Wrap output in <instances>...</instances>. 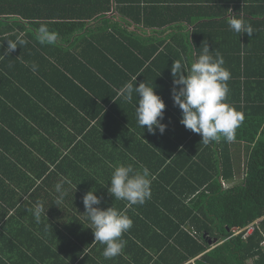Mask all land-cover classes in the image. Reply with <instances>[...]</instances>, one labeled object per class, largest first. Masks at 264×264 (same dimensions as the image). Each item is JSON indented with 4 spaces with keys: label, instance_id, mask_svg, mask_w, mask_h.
<instances>
[{
    "label": "trees",
    "instance_id": "1",
    "mask_svg": "<svg viewBox=\"0 0 264 264\" xmlns=\"http://www.w3.org/2000/svg\"><path fill=\"white\" fill-rule=\"evenodd\" d=\"M135 3L136 0H63L64 5L77 9V13L73 16L74 19L80 21L74 24L60 22L47 25L50 31L57 33V37L69 38L76 32H80L72 38V49L71 41L56 42L55 46L52 45L54 50L62 51L78 68L68 73L58 70L54 73L60 74L71 85L72 81L77 82L79 90L81 89L84 97L91 102V104H86L84 113L87 112V116L96 120L84 140H87L93 148V155L91 153L89 155L94 157L97 164L95 175L100 177L104 171L107 184L104 185L99 180L92 187L80 185V188H83L84 195L90 189L96 196L101 190L108 192V183L113 172V168L109 170V164L114 166L120 160L125 162V165L132 164L137 169L140 165L146 166L154 176L151 184V197L143 205H135L126 211L133 221L126 235L133 244L126 252L124 251L123 260H127V264H264V112L261 114L257 112L254 115L246 106L250 98L248 91L256 87H264L262 76L264 68L258 63L261 59L258 61V55L252 53L247 41L246 44L245 41H240V35L246 39V34L236 33L235 55L223 58L225 61L223 66L231 74L227 82L230 92L225 102L242 113L244 119L236 129L233 141L227 142L222 139L220 142L213 141L205 145L201 142L202 138L199 134L186 130L179 123L181 111L173 106V101L168 100L171 98L174 78L171 79L164 72L159 73L155 63L146 66V58L137 59L135 57L134 41L129 40L123 34L126 32L123 27L124 21L116 22L113 16L108 19L103 17L110 12V7L114 4L118 17L120 16L123 20L129 17L133 20ZM36 17L35 14L23 18L34 19ZM83 20H101V23H105V27L98 31L101 33L91 30L92 32L87 35L89 26L82 24ZM31 22H27L30 26L16 25L17 31L14 33H11V26L2 27L0 55L7 49V40L17 39L18 29L25 33L19 38L25 41L31 40L36 46L33 49L37 50L41 47L42 44L38 42L35 35L36 29L41 25H34L36 23L31 24ZM108 22L112 24L106 26ZM4 33L7 35L2 36L1 34ZM103 37L109 41L106 46L101 43ZM110 39L114 44L110 42ZM193 41L197 48L198 41L196 38ZM27 44L30 46V42ZM207 44L208 42L203 45L198 43V55L202 47ZM214 47L216 46L212 44L208 49L215 57L216 52L212 49ZM19 48L21 45H18L17 49L10 52L6 58L17 61L15 55L21 56ZM219 48L225 49L226 46L221 44ZM120 49L127 56L119 57V53H122ZM89 51L98 52L106 61L104 66L96 67L94 59L86 56ZM40 54L43 55V53ZM45 55L53 57L51 53ZM5 61L6 59H3V63ZM46 61L48 62L47 59ZM135 77H137L136 82ZM45 82L56 86V80L51 77L45 78ZM141 82L153 86L155 94L166 103L162 123L167 125V129L162 135L165 137L159 142L172 147L168 152L162 151L161 148L155 150L154 148L160 145L155 143L156 137L147 131L146 126L141 129L137 125L136 94L133 93L131 102H125L123 99L121 89L124 85L132 83L135 87ZM72 88L75 89L74 84ZM158 88L169 89L166 97L156 93ZM103 89H106L104 95H102ZM71 93L73 94L72 89ZM263 101L264 99L257 101L249 99L252 106L257 104L256 107L253 106L254 109H259ZM122 129L124 132L118 134ZM157 133L160 134L158 131ZM240 143L244 146V179L231 188H223L222 181L231 182L239 173L235 164L233 146ZM130 157H135V160ZM64 158L62 157L61 160L51 158L53 169L47 175L42 168L31 169L29 173L20 168L10 171L0 170V177L3 179V181L0 179V197L14 192V195L19 197L16 202L19 209H31L37 203H42L46 209V203L39 201V198L49 191V181L54 178L53 176L69 171L58 168V164L62 163ZM17 171L20 174L18 179H6V175L14 176ZM65 175L69 177V172ZM7 180L15 186L8 185ZM22 195H26L24 200H22ZM83 196H77L73 203L75 214H80L79 217L77 216L80 222L75 219V214L74 221L68 217L62 221L63 229L69 234L72 233V229H84L86 217L83 215L85 212L82 203ZM103 197H99L101 201ZM112 198L109 196L105 200ZM48 214H51L50 209H48ZM259 218L261 221L254 226L253 232L248 236L243 237V231L238 234L232 233L233 228L239 230ZM136 222L146 227L144 237L147 234L151 236L154 242L153 247L149 246V240H144V238L142 240L137 236V229L143 230ZM19 225L24 227L22 223ZM183 226L185 229L182 228ZM51 229L58 230L52 223ZM186 229L192 230L202 243L199 244ZM15 236L21 243L22 239L19 238L21 232ZM76 238L79 242L82 239L77 236ZM214 239L218 240L217 244L209 249L208 246ZM137 241L139 244L136 243ZM47 243V250L44 251L43 248L40 253L32 254V258H39L43 261L57 258L61 253H71L72 242L65 235H62L60 240L49 239ZM14 244L16 255L21 245ZM198 256L200 257L196 259ZM190 260L194 262L190 263Z\"/></svg>",
    "mask_w": 264,
    "mask_h": 264
},
{
    "label": "crops",
    "instance_id": "2",
    "mask_svg": "<svg viewBox=\"0 0 264 264\" xmlns=\"http://www.w3.org/2000/svg\"><path fill=\"white\" fill-rule=\"evenodd\" d=\"M110 8V12L103 17L108 19L113 16L116 22L119 20L125 22L123 27L126 32L123 34L129 40L134 41L135 57L137 59L146 58V66L155 63L158 72H164L171 79L174 78L170 71L173 61L180 60L185 68L190 67L191 62L198 55V43L203 45L208 42V47L214 44L216 47L212 49L216 53L219 52L223 58L232 54L235 55L237 34L230 30L227 22L232 15L244 18L245 22L254 29V34L251 37L246 34L247 38L245 39L240 35V41H245V44L247 41L253 51L252 53L258 55V61L261 59L260 62H257L264 68V0H136L133 20L129 17H125L124 20L120 16L118 17L114 10V4ZM76 13L77 9L64 5L63 0H0V30L2 27L11 26V33H14L17 31L16 25L30 26L27 22L30 23L31 20L33 21L31 24L36 23L34 25L59 24L60 22L74 24L80 21L74 19L73 15ZM35 14L37 17L34 19L23 18ZM100 21L83 20L82 24L85 23L84 25L89 26L87 35L92 32L91 30L96 31L95 33H101L98 31L105 27V23ZM111 24L112 22H108L106 26ZM79 33L76 32L69 38L58 36L56 42L71 41L72 49V38ZM24 34V31L18 29V37ZM195 38L198 41L197 48L194 46L193 40ZM27 42H30V46L26 43L19 48L21 56L15 55L17 61L8 59L7 56L3 58L6 59L4 63L3 59H0V170L10 171L20 168L29 173L31 169L42 168L47 175L53 169V164L50 162L51 158L61 160L62 157H65L62 163L57 164L59 165L58 168L69 170L67 171L69 177L65 175L67 172H60L50 179L49 193L43 192L44 196L41 195L39 198V201L46 203L45 217L41 216L39 222L35 220L32 211L29 209H19L16 204L19 197L14 195L13 191V194L0 197V264H127V260H123L124 251L126 252L128 247L133 245L126 236L127 232L122 236V239L126 241V246L121 255L112 259H105L102 255L104 245L94 241L87 219L84 222V229H72L71 234L63 229L62 221L65 217L74 221L76 210L73 203L76 197H82L85 193L80 185L92 187L99 180L104 185L107 184L104 171L100 177L95 175L97 164L94 157L89 155L90 153L93 155V148L87 140H84L95 125L96 120L87 116V112L84 113L86 104H91V102L84 97L82 90H79L77 82L72 81L75 86L73 89V84L67 82L60 74L54 73L56 70L64 73L78 70L77 65L73 64L72 60L62 51L53 49L56 43L53 46L41 45L39 49L35 50L33 47L36 46L32 44L31 40ZM110 42H112L111 39ZM101 43L106 46L109 41L103 37ZM221 44L225 45L226 48H219ZM66 45L68 46L67 43ZM120 51L122 50L120 49ZM46 53H51L53 57L46 56ZM86 56L94 59L93 62L96 67L104 66L106 62L98 52L89 51ZM125 56L127 55L124 51L119 53V57ZM33 63L38 66L35 73L31 71ZM262 76L264 77V75ZM49 77L56 80L55 87L45 82V78ZM105 92L106 89H103L102 95ZM168 92V88H158L156 93L166 97ZM248 92L249 97L255 101L264 99V87H256V89ZM249 99L246 106L251 113L256 115L257 112L260 114L264 112V101L261 102L259 109H254L253 106L256 107L257 104L252 106ZM168 100L172 101V98H168ZM123 132L122 129L118 134ZM153 136L156 137L155 143L160 144L154 148L155 150L158 148L165 152L171 150L172 147L159 142L165 136L157 132ZM141 149L143 150V148ZM118 152L121 153L122 151ZM233 154L239 173L231 182L222 181L221 186L223 188H231L244 179L243 143L233 146ZM121 164L125 165V162L120 160L114 166ZM111 169L112 167L109 170ZM19 175V171H17L14 176L6 175V179H18ZM62 177L70 179L71 184L63 186L66 195L63 203L57 205L55 200L58 194L55 191V185L60 182ZM0 179L3 181L1 177ZM7 184L13 185L8 180ZM97 195L99 197L104 196L98 205L102 210L105 207H114L127 213L126 201L115 198L105 200L111 195L102 190ZM25 198L26 195H22V200ZM48 209H50L51 214H48ZM77 216L79 217L80 214H75V219L80 222ZM260 221L261 218L248 225L252 224L254 227ZM19 223H22L24 227L20 226ZM51 223L55 224L58 230H52ZM136 224L143 230L137 229V236L142 240L143 238L149 240V246L153 247L154 242L150 238L151 236L147 234L144 237L146 227L138 222ZM182 228L185 229L184 226ZM244 228L239 230L233 228L232 233L238 234ZM186 231L195 237L199 244L202 243L192 230L186 229ZM20 232L21 243L15 236ZM62 235L70 238L72 242L70 254L61 253L57 258L43 261L39 258H32V254L40 253L43 248L44 251L47 250L49 239L60 240ZM76 236L82 238L80 242ZM83 240L84 243H82ZM217 241L214 239L208 248H213ZM25 242L26 246L24 245ZM14 243H18L17 246L21 245L16 255L14 254ZM136 243L139 244L138 241ZM193 262L194 260H190V263Z\"/></svg>",
    "mask_w": 264,
    "mask_h": 264
},
{
    "label": "clouds",
    "instance_id": "3",
    "mask_svg": "<svg viewBox=\"0 0 264 264\" xmlns=\"http://www.w3.org/2000/svg\"><path fill=\"white\" fill-rule=\"evenodd\" d=\"M228 26L231 31L238 34L252 36L254 29L245 22L242 17L232 15L228 19ZM36 39L42 45H53L57 41V33L50 31L48 26L42 24L35 31ZM27 41L17 37L15 41L7 40V49L0 55L5 58L10 52L15 51L18 45H25ZM208 47L204 45L202 52L194 59L190 67L185 68L180 60H174L171 65V73L174 77L171 98L173 106L181 111L179 123L186 129L201 136V142L208 145L222 139L231 142L235 139L236 129L243 122V114L236 111L226 103L230 92L228 81L231 74L223 65V56L219 52L215 57L210 54ZM38 66L33 63L31 71L35 73ZM137 77L134 78L136 82ZM125 102H131L133 93L136 94L135 118L137 125L155 134L157 131L163 135L167 125L162 123L164 119L165 103L156 95L153 86L144 82L135 86L127 83L121 89ZM139 97V99H137ZM146 142V141H145ZM147 143V142H146ZM135 160V157H130ZM110 182L107 191L116 200L126 201V208L135 205H143L151 197V184L154 176L151 175L146 166L140 165L134 168L132 164L113 166ZM65 184H71V180L62 177L55 185L57 205L63 203L66 195ZM85 212L84 216L90 223L94 241L104 245L103 257L112 259L121 255L126 246L122 239L125 232L133 225L132 219L122 211L114 207L102 210L98 206L101 199L88 191L82 200ZM32 211L37 222L41 216L45 217V209L42 203H37Z\"/></svg>",
    "mask_w": 264,
    "mask_h": 264
},
{
    "label": "built area",
    "instance_id": "4",
    "mask_svg": "<svg viewBox=\"0 0 264 264\" xmlns=\"http://www.w3.org/2000/svg\"><path fill=\"white\" fill-rule=\"evenodd\" d=\"M254 227L253 225H248L247 227H245L242 231L244 232V236L243 237H246L248 236L252 231H253Z\"/></svg>",
    "mask_w": 264,
    "mask_h": 264
},
{
    "label": "rangeland",
    "instance_id": "5",
    "mask_svg": "<svg viewBox=\"0 0 264 264\" xmlns=\"http://www.w3.org/2000/svg\"><path fill=\"white\" fill-rule=\"evenodd\" d=\"M241 161H242V160H241ZM241 163H242V162H241ZM241 163H240V164H241Z\"/></svg>",
    "mask_w": 264,
    "mask_h": 264
}]
</instances>
